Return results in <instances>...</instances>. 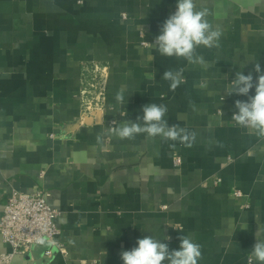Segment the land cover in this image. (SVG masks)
<instances>
[{
  "label": "crops",
  "instance_id": "1",
  "mask_svg": "<svg viewBox=\"0 0 264 264\" xmlns=\"http://www.w3.org/2000/svg\"><path fill=\"white\" fill-rule=\"evenodd\" d=\"M176 3L0 0V218L13 189H45L67 250L12 264H123L139 238L178 250L183 234L202 246L198 264H258L250 253L259 229L264 239V137L231 117L264 74V0H196L222 29L218 47L196 49L207 66L150 44ZM94 61L109 65L106 109L64 136L80 116L81 67ZM178 69L173 91L162 76ZM238 71L253 76L248 96L227 92ZM148 103L167 106L168 124L189 140L112 134L109 121H135ZM9 249L0 235V252Z\"/></svg>",
  "mask_w": 264,
  "mask_h": 264
},
{
  "label": "clouds",
  "instance_id": "2",
  "mask_svg": "<svg viewBox=\"0 0 264 264\" xmlns=\"http://www.w3.org/2000/svg\"><path fill=\"white\" fill-rule=\"evenodd\" d=\"M209 12L206 8H197L196 0H177L176 10L161 25L160 34L150 43L156 50L166 57L183 58L191 63L207 66L203 57L196 56L199 46L207 48L218 47L222 29L214 26L208 19ZM256 73H261L257 63L254 68ZM182 69L166 70L162 78L170 81V89L175 90L182 82ZM229 95L248 96L253 89V76L245 75L238 71L235 78L229 83ZM118 103H123L124 95L118 92ZM231 119L238 125L255 131L264 137V74L257 77L255 94L248 96L246 101L236 100ZM167 106L163 104L148 103L142 107V115L135 121L126 120L120 126L112 129V134L119 139H134L137 135L146 134L148 138L161 137L163 140L186 143L189 134L177 125H169L165 119ZM99 139V137H98ZM186 146L191 147V144ZM174 147V145H172ZM261 229L256 235V243L251 248L250 256L258 264H264V239H260ZM170 239L169 237L166 238ZM178 250H170L167 243L161 242L153 236L139 238L137 246L131 250L120 253L123 264H198L202 258V246L195 243L190 236L181 235ZM41 244L51 241L40 240ZM251 264V261H250Z\"/></svg>",
  "mask_w": 264,
  "mask_h": 264
},
{
  "label": "built area",
  "instance_id": "3",
  "mask_svg": "<svg viewBox=\"0 0 264 264\" xmlns=\"http://www.w3.org/2000/svg\"><path fill=\"white\" fill-rule=\"evenodd\" d=\"M108 80L107 63L94 61L82 65L77 94L80 116L67 125L64 136L74 135L91 113L106 109ZM116 124V120L109 121V129H114ZM176 163L179 164L180 160H176ZM50 195L41 188L28 193L16 189L11 191L0 218V235L10 249L0 252V264H12L17 255L33 252L37 246H50L45 255H52L54 250L67 253L65 246L57 240L60 230L56 225V218L60 212L50 206ZM235 195L241 196L242 193L236 191ZM40 240L52 243L41 244L38 242Z\"/></svg>",
  "mask_w": 264,
  "mask_h": 264
},
{
  "label": "water",
  "instance_id": "4",
  "mask_svg": "<svg viewBox=\"0 0 264 264\" xmlns=\"http://www.w3.org/2000/svg\"><path fill=\"white\" fill-rule=\"evenodd\" d=\"M50 249V246L49 245H44V246H37L33 249V252L37 255H40V256H45V253L47 250Z\"/></svg>",
  "mask_w": 264,
  "mask_h": 264
}]
</instances>
